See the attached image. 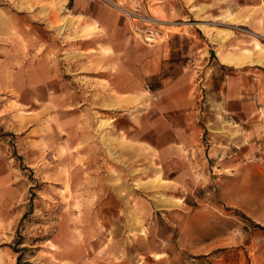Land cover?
<instances>
[{"label":"rangeland","instance_id":"374dc122","mask_svg":"<svg viewBox=\"0 0 264 264\" xmlns=\"http://www.w3.org/2000/svg\"><path fill=\"white\" fill-rule=\"evenodd\" d=\"M92 2L117 15L111 18L108 32L94 22L86 24L84 18H60L70 14L65 12L64 1L45 0L42 17L50 28L45 30L47 42L40 51L48 52L51 42V51L59 54L65 51L64 42L79 43L99 35L107 44L105 48L94 45L92 54L113 56L118 48L126 76H113L114 67L108 83L101 81L99 73L105 69L101 62L85 61L78 55L76 148L70 151L66 146L59 156L50 127L54 121L47 116L42 124L48 133L29 136L33 140L48 137L43 156H22L11 148L0 153V179L4 178L0 185V264H264L262 110H255L254 115L260 124L254 129L262 133L255 134L252 150L246 146L249 153L235 169L209 170L200 177L203 186L172 190L162 175L151 171H161L163 166L157 161L149 166L147 161L137 165L120 161L113 141L106 142L101 135L112 128L115 116H102L106 112L100 108L106 94L102 88L115 97L118 80L125 86L135 79L141 81L142 92L135 95L140 96V104L134 106L137 118L158 104L153 91L160 88V80L194 68L195 60L202 65L204 58L212 59L215 53L228 57L223 51L244 54L240 58L249 55V62L264 58V37L251 27L257 16L245 19L242 0ZM117 41L120 45H112ZM170 48L182 55L175 68L172 62L159 60ZM75 51L82 53L79 47ZM140 62L145 66L140 67ZM45 96L53 100L51 90ZM9 104L10 122L22 130L13 136L15 141L16 135L23 136L31 127L22 114L30 111V118H36L40 113L37 108ZM261 105L256 103V107ZM43 111L53 115L55 109ZM91 136L96 140L88 144Z\"/></svg>","mask_w":264,"mask_h":264},{"label":"crops","instance_id":"0c3cea01","mask_svg":"<svg viewBox=\"0 0 264 264\" xmlns=\"http://www.w3.org/2000/svg\"><path fill=\"white\" fill-rule=\"evenodd\" d=\"M62 1L65 12L70 14L60 15V18L69 16L74 20L80 17L86 24H98L105 32L112 29L111 18L117 15L109 8L94 4L92 0ZM234 1L238 3L241 0ZM242 1L240 5L245 9V19L250 15L257 16L251 27L264 37V0ZM44 3L45 0H0V153L3 154L11 148L22 156H43V146L48 137L43 135L33 140L29 136L48 133L43 126L47 116L54 121L50 127L59 156L62 155L60 150L66 146L70 151L76 148L78 55L85 61L101 62V67H105L99 73L101 81L108 83L109 71L114 67L113 76H126L125 60L118 48L113 56L97 51L95 56L92 54L94 45L105 48L107 44L99 35L82 38L79 43L64 42L62 49L65 51L59 54H53L51 42H48V52L45 48L40 51L47 42L45 30L50 28L42 17ZM69 3L70 9L66 8ZM30 7L34 11L30 12ZM112 45H120V42H112ZM77 47L82 50L81 54L76 53ZM223 53L228 56L220 54L224 62L215 53L212 59L204 58L202 65L195 60L194 68L160 80V88L153 91L159 97L158 104L137 118L134 106L140 104V96H135L142 92L140 80L135 79L127 86L118 80L115 97H110L108 89L102 88L106 93L102 92L100 101L102 112H106L102 116L109 117L111 113L115 117L112 128L101 135L106 136V142L113 141L120 161L130 165L147 161L148 166L157 161L163 166L161 171L157 172L156 168L151 171L162 175L166 187L172 190L203 186L199 182L200 177L204 178L209 170L223 172L237 167V163L249 153L246 146L252 150L255 134L262 133L254 129L256 125L260 126L256 124L254 115L255 110L264 112V58L249 62V55L240 58L244 54ZM178 55L170 48L159 55V60L170 61L174 65L176 59L182 57ZM153 61L155 63L156 60ZM139 65L145 66L141 62ZM156 74V71L152 73ZM14 77L19 78L15 83ZM50 90L53 100L48 101L45 94ZM13 93L20 96H13ZM11 101L21 109L37 108L40 113L36 118H30V111L22 114L27 116L26 126L31 127L23 128L28 130L19 138L16 135L15 141L13 136L22 130L10 122L8 109ZM256 103L262 105L256 107ZM50 107L55 109L53 115L47 111L41 114L42 109L50 110ZM122 120L128 123L125 125ZM95 140L91 136L88 144ZM243 147L244 153L236 151ZM3 183L4 178L0 179V185Z\"/></svg>","mask_w":264,"mask_h":264},{"label":"built area","instance_id":"2783aa9c","mask_svg":"<svg viewBox=\"0 0 264 264\" xmlns=\"http://www.w3.org/2000/svg\"><path fill=\"white\" fill-rule=\"evenodd\" d=\"M152 101H157V97L156 96H152Z\"/></svg>","mask_w":264,"mask_h":264},{"label":"trees","instance_id":"16d2710c","mask_svg":"<svg viewBox=\"0 0 264 264\" xmlns=\"http://www.w3.org/2000/svg\"><path fill=\"white\" fill-rule=\"evenodd\" d=\"M250 223H252V222H250ZM252 225H253L254 227H256V228L262 229V228H260L259 226L254 225L253 223H252Z\"/></svg>","mask_w":264,"mask_h":264}]
</instances>
